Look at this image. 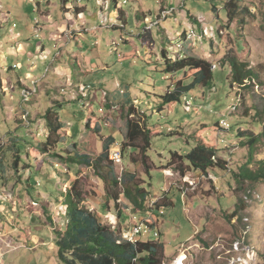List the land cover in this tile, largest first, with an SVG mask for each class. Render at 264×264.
<instances>
[{
    "label": "rangeland",
    "instance_id": "obj_1",
    "mask_svg": "<svg viewBox=\"0 0 264 264\" xmlns=\"http://www.w3.org/2000/svg\"><path fill=\"white\" fill-rule=\"evenodd\" d=\"M0 1L5 3V10L10 13L9 23L0 28V33H6V27L12 22L20 23L21 15L26 18L36 15L38 21L35 28L38 27L41 16L37 11L31 12L28 0H21L20 3ZM51 1L53 6L48 10L54 16L61 14L59 17L63 20L61 1ZM107 1L110 9L105 6V25L99 24L100 17L104 15H101L98 0L75 1L79 7H85L75 21V29L87 30L100 25L94 33L82 31L79 41L66 37L54 39L49 34L52 31L56 33V25L40 26L43 29L38 40L43 41L52 54L46 61H33L37 67L35 77L30 80L23 75V88L17 83V74L12 70H1L0 198L4 200V195L10 197L5 199L7 202L1 212V220L6 226H12L10 230L14 236L11 235L8 256L5 255L7 251L2 249L0 260L8 257L6 264H9L23 255L24 264H34L33 249H29L34 248L37 239L34 236L31 241L29 237L36 232L35 226L42 225L30 224L35 218L31 220V213L25 205L33 198L13 185L16 180L21 177L26 181L32 177L31 183L36 184L32 195L40 194L38 200L41 202L43 194L56 191V182L61 183L58 184L59 193H64L75 179H79L80 187L89 191L86 205L100 221L110 225L106 217L108 214L117 216V209H113L110 203L109 211H106L104 183L97 173L108 175V167L113 166L115 173L129 171L136 174L140 183L144 182L149 191L148 207L153 206L154 201H166L161 200L163 191L170 188L167 196L172 206L163 207L162 215L156 210L157 219L136 213L124 196L120 198L121 203L128 207L127 210L120 208L122 217H129L127 222L123 219L126 224L123 223L122 228L148 220L159 237L148 233L142 238L163 244L162 264H177L179 261L181 264H264V182L245 181L238 184L232 177V172L237 171L248 157V150L242 146L244 140L238 137V132L259 133L264 129V120H258L253 110V107L261 109L264 106V0L240 1L243 23L227 20L223 9L227 0ZM116 2L118 7L114 8ZM21 8L27 11H21ZM111 12L118 13L125 20L124 27L112 28L115 24L107 16ZM142 12L148 17L147 22H143L145 15L141 16ZM155 16H161L160 21L152 23L151 17ZM147 25L150 27L143 30ZM187 25L191 26L187 29ZM167 37L176 38L171 42L173 47L167 50L170 58L191 55L207 59L213 63L214 81L209 88L197 86L186 94L187 99H191L190 106L182 102L156 112L150 99L152 94H163L171 83L170 75H166L157 62L162 61L161 49L171 44ZM226 53L234 54L256 69L258 84L255 82L248 88L231 85L228 67L222 68L219 62ZM53 58L54 66H62V73L55 74L52 68L44 70ZM16 62L15 57H10L5 63L13 65ZM174 77L175 81L183 75L180 73ZM72 94L75 97L69 102L61 100L63 103L58 104L51 101L53 98H68ZM11 100L14 106L20 108L18 111L9 107ZM49 109L60 115L64 128L53 137L57 140V144L52 145L55 153L65 158L86 155L94 161L102 153L103 142L110 136L115 139L113 145L120 146L122 164L115 166L108 158L101 161L98 169H94L83 162H65L51 154L40 172L26 168V152L36 146L31 134L38 131L43 134L47 129L46 121L41 125L38 119L42 117L45 120L44 114ZM87 117L89 128L86 127ZM222 119L229 127L220 132L218 155L226 160V170H212L207 175L191 171L182 176L175 170L176 164L169 166L171 152L182 153L194 146L190 134L201 123L217 121L220 124ZM128 120L137 122L141 129L162 133L152 140L147 151L150 177L141 164V154L134 148L143 145V136L138 135L130 142L126 140ZM32 123H37L36 130L32 129ZM174 131L179 132L171 134ZM124 143L128 147H123ZM36 144L39 146L41 142ZM15 155H19L18 171L14 170ZM255 159L264 160V136L255 147ZM70 179L71 183L66 186L64 183ZM100 202L103 204L100 205ZM32 204L41 209L40 204ZM45 213H40L42 223L48 226V232L54 234L47 220V215L51 214L49 205ZM232 213L236 214L230 216ZM111 219L114 220L112 216ZM52 220L60 225L58 214L55 213Z\"/></svg>",
    "mask_w": 264,
    "mask_h": 264
},
{
    "label": "trees",
    "instance_id": "obj_2",
    "mask_svg": "<svg viewBox=\"0 0 264 264\" xmlns=\"http://www.w3.org/2000/svg\"><path fill=\"white\" fill-rule=\"evenodd\" d=\"M240 1H224L223 9L227 20L230 22L238 20L243 23V18L240 17V15H243ZM61 3L64 6L63 8H65L68 0H61ZM213 10L215 11V7H213ZM245 10L248 12V9L245 8ZM120 15L122 16V14ZM118 20L125 26L126 23L123 18L118 16ZM160 55L162 71L166 75L181 73L183 78L172 83L163 94H152L150 99L155 106L156 112H162L174 104H181L183 97L197 86L211 87L214 81L213 63L207 59L191 55H179L172 59L168 56L165 48L161 50ZM219 62L222 68L228 67L231 85L248 88L255 82L258 84V81H256L259 79L258 71L251 67L248 62L238 59L234 54L226 53ZM188 72L191 73L188 74ZM253 110L258 120H264V106L261 109L253 107ZM44 119L48 132L46 138L41 141L39 146L31 147L26 152L28 161L26 168H29L32 172H40L46 163V159L51 154L63 159L65 162H83L88 166L94 167V169L99 168L101 161L108 160V149L115 142V139L110 136L103 142L102 153L94 161H90L86 155L65 158L55 153L52 145H56L57 140L53 137L58 136V132L63 128V123L59 120L56 112L51 109L46 111ZM86 127L89 128L88 117L86 119ZM126 127L125 137L128 142L134 141L138 135L143 136V145L140 147L134 146V148H137L141 154V164L147 176L150 177L147 151L150 148L151 141L162 133L157 130L141 129L138 123L133 120H128ZM221 131L222 128L217 121L212 124L201 123L190 134L194 146L184 154H180L177 151L171 152L169 166L176 164L175 170L182 176L191 171H200L202 174L207 175L212 170H226V160L218 155L220 152L219 139ZM178 132L174 131L171 134H177ZM263 136L264 129L259 133L252 131L238 132V137L244 140L242 141V146L248 150L246 162L237 171L232 172V177L238 184H242L245 181L264 182V160L255 159V147ZM123 147H128V145L124 143ZM18 157L19 155H15V171H18ZM251 165H254V167H251ZM108 169V175L100 173H97V175L100 176L104 183L106 198L104 205L107 208L106 211H109L110 203L113 204V209H117V225L112 228L111 225L100 221L97 214L89 209L86 205L89 191L80 187V180L75 179L70 187L64 193H61L62 199L59 201L66 210L67 220L63 224L58 225L50 217L51 214L47 215L48 225L51 224L52 226H50L53 227L57 260L61 264H162L164 246L161 242L143 239L130 242L122 238L121 232L124 229L122 226L126 219L122 217L120 208L127 210L128 207L121 203L120 198L124 196L136 213L154 216L156 219V210L159 215H162V208L172 206V201L164 196L161 200L166 201H154L153 206L148 207L146 200L149 191L145 188L144 182L140 183L135 173L123 171L120 180H118V174L115 173L114 167H108ZM27 180L23 181L20 177L18 181H15L14 186H19L18 189L23 191V193L25 190L29 196H32V202L41 205V209H36L32 202L25 205L27 211L30 213L38 211L41 217L42 211L44 213L45 210L47 211L48 204L43 201L39 202L38 199L33 197L32 193L36 184H32L30 179ZM234 214L236 213H232L230 216H234Z\"/></svg>",
    "mask_w": 264,
    "mask_h": 264
},
{
    "label": "crops",
    "instance_id": "obj_3",
    "mask_svg": "<svg viewBox=\"0 0 264 264\" xmlns=\"http://www.w3.org/2000/svg\"><path fill=\"white\" fill-rule=\"evenodd\" d=\"M14 1H15V3L21 2V0H18V1L14 0ZM75 1L78 3L80 0H68V3L65 5V8H63L64 6L61 3V10H62V15H63V20H62L59 17V16H61V14L59 16H54L53 14H51V11L48 10L49 8H51L53 6V3L51 0H28V2L31 3V5H29L31 12L34 13L37 11V13H39V15L41 16V19L39 20L38 27L35 28V20L37 19V21H38V18H36L37 17L36 15H34L32 18H31V15L28 16V18H26L25 15H21L20 16V23L12 22L9 27H6V29H7L6 33H3V32L0 33V83L2 86H3V81H2V77H1V70H6V71L12 70L15 74H17V76L19 77L17 83L19 86H21L23 88V83L21 81V78L23 75H25L26 79H30V80H33L35 77L34 71L37 70V67L33 61H36V60L38 61L39 59H42L45 61L48 60V57L52 54V51L49 50L45 46V43L43 41L38 40V39H41L39 37L40 36L39 32L41 31V29H43L45 27V24L56 25V27H57L56 33L54 31H52L49 35H51L52 38H54V39L56 38L59 40L66 37L68 40L79 41V35L82 34V31H85L87 33H89V32L94 33L95 31L99 30L98 28L100 27V25L99 26L98 25L93 26L87 30L84 28L83 29H75L74 28L76 25L75 21H77V17L80 16L83 13V11L85 10V7H79V5H77L75 3ZM98 1L100 2L99 10H101V15L103 14L104 16H106L104 14V9H105V6H107V5H108L107 8L110 9V3L107 0H104V1L98 0ZM101 1H103V2H101ZM116 7H118L117 2H116V5L114 8H116ZM25 9L26 8H21L20 10L26 12L27 10H25ZM119 13L123 14V12L121 10ZM143 14L144 13L142 12L141 16H143ZM5 15H7V18H4ZM9 15H10L9 10H5V3L4 2L2 3L0 1V28H2L4 26V24L9 23V21H7ZM74 15L76 16L75 18L73 17ZM107 16H108L109 20L111 22L113 21L112 23L115 24V26H112V28H116V27L120 28L121 26L124 27V24L119 22L120 20L117 19L118 13L115 14V12H111ZM143 18H144L143 22H144V20H145V22H147L148 17L145 15ZM13 24H15V26H13ZM99 24H100V22H99ZM160 24H162V23H160ZM40 26H43V28H41ZM190 26L191 25H187V29ZM102 27H105V26H102ZM159 27H161V26H159ZM187 29H185V30H187ZM79 30H81V31H79ZM32 36H34V38H35V39L33 38L34 40L29 39ZM167 38H169V37H167ZM174 39H176V38H172V39L169 38V40H170L169 44L171 42H173ZM172 44L173 43H171L170 46H167V47L164 46L165 49L169 50V48L173 47ZM94 54H96V53H94ZM168 56H170V55H168ZM10 57H15V59H17V62L14 63L13 65L6 64L5 62ZM54 59L55 58H53V61L51 62L50 65L46 64L44 70L48 71L50 68H52V69H54L55 74L62 73V71H63L62 66L59 64L54 66V64H53ZM157 62L159 64H161V61H157ZM176 75H178V74H176ZM174 76L175 75H170L171 83L169 85H171L172 83H174L176 81V80L174 81V79H175ZM72 97L74 98L75 96L72 94L68 98H65V97H63L62 99L53 98L51 101H52V103L61 102L60 104H62L63 101H61V100H64L65 102L66 101L69 102L68 100L72 99ZM3 98L6 99L5 97H3ZM124 98L126 100L130 99L129 97H124ZM113 99H115V98L113 97ZM9 107L13 111H18L20 109L19 107L14 106L12 104V100L9 102ZM137 108H138V106H137ZM11 115H13V114L11 113ZM15 115L17 116L18 113H16ZM58 118L60 120V115H58ZM19 119L20 118H17L16 120H19ZM24 119H25V117H24ZM38 120H39V124H41V125H43L45 123V120H43L42 117L39 118ZM31 126H32L33 130L37 129V123H35V124L32 123ZM63 129L64 128H62L61 130H63ZM61 130L58 132L59 134H60V132H62ZM47 134H48L47 129L44 131L43 134L39 131L37 133L34 132L33 134H31L32 141H33L34 145H37L36 144L37 141H40V142L43 141V139L46 138ZM39 138L41 140H39ZM187 143L189 144V142H187ZM186 152H188V151L182 152L180 154H184ZM163 170L164 169H162V171ZM31 179H32V177H30V181H31ZM57 180H59V178ZM69 183H71V179H70V181L67 180V182H65L64 184L66 186H69ZM58 184H61L60 181L55 183V186H57L56 191L51 192L50 194H48V192L43 194V202H45L49 205L52 217L53 218L55 217V213L58 214L60 216V223L59 224H63L67 220V215H66L65 208L59 203V201L62 199V195H61V193H59L60 188L58 187ZM168 189L170 190V188H168ZM168 189L163 191L164 194L162 195V197L165 196L168 198V196H167ZM181 195L183 196V194H181ZM36 196H35V198L38 199V197H40L41 195L37 194ZM6 202H7L6 200L0 201V252L2 249H5L7 251V253H5V255L8 256L9 250H10L11 244H12L11 235L14 236V232L12 230H10V229H12L11 225L6 226V224H4V221L1 220V219H3L1 212H3V210H5L4 204ZM101 204H103V203L100 202V205ZM35 215H36V217H35ZM30 216H31L30 217L31 220L35 218V221L30 223L31 225L42 224L40 226H35L37 228L36 232L34 233V235L31 233L32 235H31V237H29V239L31 241H32V237H34V236L37 239V242H36V245L34 246V248H31L29 245V247H30L29 250L33 249V252L31 254L33 255L34 264H61L56 258V246H55V241H54V237H55L54 234H52L50 231L48 232L49 228H47L48 226H45L42 223L43 219H42V217H40L38 215V211L31 213ZM128 218L126 217L127 220H128ZM127 220L125 222H127ZM124 224H126V223H124ZM124 224H123V226H124ZM15 230H18V229L15 228ZM26 251H28V249H26ZM7 258L8 257H6L5 260L1 259L0 264H6V260H8ZM21 261L24 264L23 255L21 256V258L14 259L9 264H22ZM25 263H26V261H25ZM29 264H31V263H29Z\"/></svg>",
    "mask_w": 264,
    "mask_h": 264
},
{
    "label": "built area",
    "instance_id": "obj_4",
    "mask_svg": "<svg viewBox=\"0 0 264 264\" xmlns=\"http://www.w3.org/2000/svg\"><path fill=\"white\" fill-rule=\"evenodd\" d=\"M160 17L161 16L151 17L152 23H154L155 21H160ZM35 22L37 23V20H35ZM105 22H106V16H101L100 25H105ZM13 26H15V24H13ZM146 27H150V25L145 26L143 30ZM23 94H28V92H23ZM84 96H86V94H84ZM183 102L186 106H190L191 99L189 100L187 99V96H184ZM220 126L223 130H226L228 129L229 124L224 119H222L220 121ZM108 158L115 166H120L122 164L123 158H122L121 149L119 145H113L108 149ZM122 172L123 171H120V173L118 174V180H120ZM7 198H10V197H8V195H4V200ZM0 199L3 200L2 198ZM111 216L114 218V220L111 219ZM106 218L108 219V222L111 225V227L114 228L117 224V221H116L117 217L112 214H108ZM148 233H157V238L159 237V233L155 229V227H152L151 225H148V224H141V221H140V222H136L134 225L126 229H123L121 232V235L124 240L130 241V242H136L138 240L144 239L142 237L147 236Z\"/></svg>",
    "mask_w": 264,
    "mask_h": 264
},
{
    "label": "bare ground",
    "instance_id": "obj_5",
    "mask_svg": "<svg viewBox=\"0 0 264 264\" xmlns=\"http://www.w3.org/2000/svg\"><path fill=\"white\" fill-rule=\"evenodd\" d=\"M85 94V93H84ZM154 203V202H153ZM153 203H152V205H153ZM146 220V219H145ZM148 220H146L145 222H143V221H141V224H148V222H147ZM149 225V224H148ZM154 235H157V233H154ZM177 264H181V262L179 261V262H177Z\"/></svg>",
    "mask_w": 264,
    "mask_h": 264
}]
</instances>
